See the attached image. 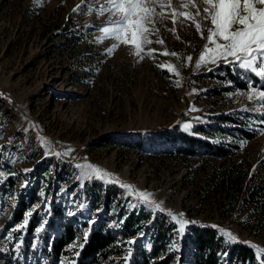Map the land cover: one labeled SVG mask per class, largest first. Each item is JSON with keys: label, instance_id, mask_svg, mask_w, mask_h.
<instances>
[{"label": "rangeland", "instance_id": "rangeland-1", "mask_svg": "<svg viewBox=\"0 0 264 264\" xmlns=\"http://www.w3.org/2000/svg\"><path fill=\"white\" fill-rule=\"evenodd\" d=\"M88 2L0 0V264H49L50 245L60 236L64 220L73 224L75 236L55 264H75L85 235L102 223L120 236L130 257L134 245L150 249L155 228L148 221L136 238L125 239L122 214L143 210L152 214L150 220L158 214L176 223L170 240L164 241L169 242L170 264H193L194 248L186 236L192 226H212L221 235V230L231 232L237 242L264 248V228L244 200L246 187L233 204L235 187L224 186L216 177L224 169L243 168L247 180L254 177V183H264V106L242 94L249 84L260 89L264 76L257 74L259 82L253 85L249 71L222 60L197 69L210 21H201L202 38L195 22L184 17L175 23L171 18L156 22L153 43L145 46V52L155 50L152 56L137 57L134 48L124 44L109 54L115 41L97 39L98 26L105 24L108 13L89 11L84 6ZM105 2L95 0L92 8ZM191 2L203 14L201 0ZM176 3L173 0L174 8ZM77 6L79 11H74ZM177 11L194 16L196 9ZM164 51L169 55H162ZM228 68L248 86L234 83ZM185 123L191 127L185 129ZM236 126L255 137L245 139L233 129ZM171 132L224 144L231 154L174 152L175 145L164 139ZM169 147L173 151L167 152ZM81 164L99 166L112 175L81 179ZM107 189L118 194L108 209ZM134 190L150 193L164 211L138 200L130 194ZM169 211L195 223L181 235ZM26 217L27 227L12 231ZM119 260L100 264H125Z\"/></svg>", "mask_w": 264, "mask_h": 264}, {"label": "snow or ice", "instance_id": "snow-or-ice-1", "mask_svg": "<svg viewBox=\"0 0 264 264\" xmlns=\"http://www.w3.org/2000/svg\"><path fill=\"white\" fill-rule=\"evenodd\" d=\"M94 2L95 0H89L84 6L89 11L95 10L98 15L108 13V20L105 24L98 26L101 36L97 39L101 42L109 38L115 41L107 49L109 54L121 44H124L132 46L134 48L133 54L137 57L152 56L155 50L145 52V46L153 43L150 36L158 31L155 27L156 22L171 18L172 22L175 23L177 17H184L195 22V28L202 38H204L205 27L208 32L206 43L196 61L195 67L197 69L209 63L217 64L222 60L239 69L264 76V0H201L203 14L200 7L196 3H192L191 0L188 3L177 0L175 8L173 7V0H106L104 4L93 9L92 3ZM37 3H39V0H37ZM80 7L77 6L74 11H79ZM190 7L196 9L194 16L188 11H177V8L188 9ZM158 8L161 11H157ZM164 9H171L172 11L166 13ZM196 17H200V20H196ZM201 21H210V26L205 25V27H202ZM171 31L174 32L175 29H171ZM155 42L163 44V40ZM161 54L169 55L167 51ZM171 55L177 56L179 59L177 53L173 52ZM186 59L190 62L192 57L188 56ZM159 67H168L170 70L172 68L171 65H159ZM175 74L179 75V73ZM242 94L246 95L250 101H254L256 105L264 106V86L257 89L249 84L248 91ZM261 123H264V120ZM183 127L188 129L191 125L185 123ZM260 132L264 134V129H260ZM57 155H60V153H57ZM77 167L82 169L81 179L103 180L112 175L99 166L92 164H81ZM0 176H3V173H0ZM121 186L128 189L133 188V186L127 184ZM130 194L135 195L138 200L143 201L154 210L164 211L161 204H157L150 198V193L134 190ZM168 215L177 221L179 225L177 231L181 235L188 224L195 223L186 220L183 213L175 214L169 211ZM27 224L28 219L26 217L24 223L18 225L12 231L26 228ZM40 230L37 229V231ZM221 231L229 241H237V238L231 232ZM8 236L11 238V232L8 233ZM20 243H22V237ZM20 243H17V249H19ZM84 243H87V235H85ZM129 243L133 242L130 241ZM251 246L262 257L259 264H264V248H260L258 245ZM80 247L82 248L83 244ZM129 254H131V249H129ZM76 255H78V252ZM125 259H129V257Z\"/></svg>", "mask_w": 264, "mask_h": 264}, {"label": "trees", "instance_id": "trees-1", "mask_svg": "<svg viewBox=\"0 0 264 264\" xmlns=\"http://www.w3.org/2000/svg\"><path fill=\"white\" fill-rule=\"evenodd\" d=\"M230 70L229 76L231 80L242 88H246L248 85L245 81L241 80L239 75H235ZM247 77L250 78L253 85H257L260 76L252 72L247 73ZM264 86V84H262ZM235 131H241V134L245 139H252L255 134L241 126L233 128ZM170 139L171 143L175 145V151L183 155H197L201 153L203 155L221 156L227 157L231 154V151L227 149L224 144L213 143L207 139L199 136L185 133V132H171L165 134L164 139ZM142 142H138L140 146ZM167 151V150H166ZM173 149L168 148L167 152H171ZM224 169L221 174L216 175L217 180H221L223 185L231 184L235 187L237 193L234 191L230 194L233 198L231 202L234 204L239 192L246 187L247 195L244 200L247 204L251 205V215H255L256 222L264 228V183L259 181L254 183V177H250L247 180V170L241 169ZM217 181V182H218ZM216 182V183H217ZM263 195V196H262ZM118 194L116 192L112 194L108 189L104 192V206L108 209L110 203L116 198ZM232 204V206H233ZM58 210V208H56ZM124 218L122 237L125 239H134L142 231L145 224L150 221L155 228V232L150 234V249L142 247L137 248V245L133 246V252L129 259L124 252L120 242V236L113 234L106 225L102 223L99 227L92 229L87 237V243L83 244V247L79 251L78 258L75 264H100L102 261L107 262L113 260L114 257H120L119 263L125 264H170L172 261V254L168 253L169 242L165 243V239L170 237L171 232L176 229V223H167V218L161 217V215L155 214L152 217L150 212L143 210L141 213L135 212L129 215L122 214ZM61 234L54 238L50 245L48 254L49 264H55L56 260L63 252L66 251L69 242L75 236V227L70 221H60ZM186 236L192 243L194 248L191 261L193 264H259L260 258L256 250L250 244H244L240 242L226 243V239L219 231L212 226H192L191 231H186ZM170 240L169 238L167 239ZM116 259V258H115Z\"/></svg>", "mask_w": 264, "mask_h": 264}]
</instances>
